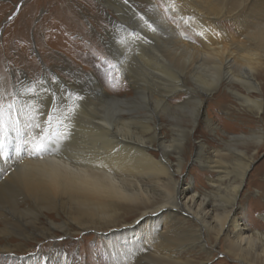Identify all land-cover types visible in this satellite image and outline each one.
Masks as SVG:
<instances>
[{
    "label": "bare ground",
    "instance_id": "obj_1",
    "mask_svg": "<svg viewBox=\"0 0 264 264\" xmlns=\"http://www.w3.org/2000/svg\"><path fill=\"white\" fill-rule=\"evenodd\" d=\"M113 1L110 5L117 11L127 7L134 15H139L138 7L146 2L145 9L170 38L164 54L144 56L142 43L131 35L133 27L113 21L115 28L107 33L111 42H106L125 79L142 94L143 85L128 65L135 58L129 55V61L124 62L116 55L133 43L130 47L138 52L136 57L142 56L143 68L158 73L155 77L164 82L169 76L173 87L154 90L153 103L137 105L132 98L106 93L96 78L88 75L92 92L89 98L77 93L80 98L76 102L77 89L72 83L59 75L52 82L44 75L35 84L36 102L25 109L18 97L17 108L23 106L24 111L8 114V119L15 116L19 123L16 131L9 128L5 154L0 155V235L5 241L0 252L15 254L37 237H56V229L63 235L91 229L100 233L110 264H201L184 259V254L192 250L211 254L220 242L238 262L264 264V232L242 220L244 213H237L244 180L253 153L264 140L263 132L257 129L250 135L222 138L220 148L197 136L200 123L217 134L215 120L205 115L204 98L222 86L235 98L225 104L226 111L234 106L249 113L253 121L262 119L264 98L258 77L264 75V0H166L169 9L175 11L180 5V14L191 16L203 49L178 37L155 2ZM224 16L239 24V38L217 25ZM120 32L126 37L118 43L115 39ZM179 91L185 93L187 102L171 101ZM56 92L61 96L56 106L65 112L68 109L65 125L59 116L62 111L53 104ZM63 93H68L65 102ZM185 107L191 109L183 112L184 119L168 121L171 137L166 138L156 110L176 112ZM38 134L43 135L47 150L32 155L25 141ZM235 142L245 147L232 146ZM249 143L254 147L251 155L246 146ZM190 148L194 149L195 164L206 170V189H196L192 176L183 177L184 154ZM231 161H235L234 180L228 178ZM51 215L58 216L60 222L57 224ZM261 218L264 222V213ZM10 236L19 243L8 241ZM61 251L54 246L48 254L39 252L19 261L69 264Z\"/></svg>",
    "mask_w": 264,
    "mask_h": 264
},
{
    "label": "rangeland",
    "instance_id": "obj_2",
    "mask_svg": "<svg viewBox=\"0 0 264 264\" xmlns=\"http://www.w3.org/2000/svg\"><path fill=\"white\" fill-rule=\"evenodd\" d=\"M111 1L113 0H0V92L4 95L3 102L5 104L12 102L13 97L8 93H16V99L19 97L22 105L27 109L28 105L36 102L34 101L35 84L40 82L44 75L52 82H55L57 80L56 76L59 75L67 82L72 83L77 89L74 93V97L77 98L76 102L79 101L80 95L89 98L92 92L89 88L92 84L88 78L86 79L88 75H93L106 93L132 98L137 105L143 102L153 103L154 90L167 91V89L173 87L169 76L166 77L168 81L165 79L166 82H164L163 78L160 80L155 77V74L158 75V73H151V71L143 68L142 56L137 55L136 57L138 52L130 47L133 43L126 48L127 50L121 48V53L116 55L124 62L126 60L128 62L131 57L135 58L128 65L143 85L142 94H137V90H134L130 82L125 79L120 65H118L119 63L109 51L106 42V40H109L108 44L111 42L110 38L107 37V33L115 28L112 25L113 21H124L133 27L131 35L136 37L134 41L142 43L141 55L144 56L154 57L156 54H164L163 48L168 45L170 38L167 37L169 34L166 35L167 33L158 27L156 17L149 13L148 9H145L146 2H142L143 5L138 7L140 8V10L138 9L139 15H134L133 11L130 12L127 7L117 11L110 5ZM134 1L138 2L139 0ZM151 1L156 3L159 13L177 31L178 37L188 39L197 47L199 46V49H203L201 39L194 33L190 22L191 16L180 14L183 13L182 6H175L176 10L174 11L169 9L166 0ZM113 2L115 3V1ZM246 19H249L248 16ZM217 23L229 36L237 34L236 39L240 37L236 33L239 32L240 26L233 17H221ZM126 33H118L120 36L118 40L115 37V40L120 43L122 38L126 37ZM262 71L264 72V68ZM26 80L30 82L26 83ZM258 80L262 85L261 97L264 98V75L258 77ZM154 85H157V87ZM33 88L34 91L27 90ZM220 90L225 91L227 94L218 96L217 92ZM81 92L82 94L79 96L76 95ZM178 93L171 98V101L176 104L187 102L185 93L181 91ZM63 94H65V102L68 99L66 98L68 93ZM56 95L55 99L52 98L53 104L61 110L56 106L60 104L61 96L58 95V92H56ZM234 100L235 98L225 90L224 86L214 91L210 97L204 98L205 115H210L209 117L213 121L215 120L217 134L208 132L205 126L200 123L197 127V136L206 140L210 146L223 147L222 138L228 139L238 135H250L252 131L257 129H260L264 134V114L262 119L256 122L253 121L249 113H243V111L235 109L234 106L230 111L224 109L226 103ZM68 103L72 104L71 102ZM73 107L71 106V108ZM188 109L186 107L183 111L176 109V112H170V110H159V112L158 109L156 110L159 118L164 123L162 132L166 138L171 137L169 123L184 119V114L187 113ZM61 111L59 116H61L60 118L65 125V121L69 118L68 109L66 112ZM168 121L170 122L168 123ZM47 137V140L50 141L48 135ZM191 142H194V140ZM232 146L236 148L245 147L238 142L233 143ZM246 146H248V154L251 155L254 147L251 143ZM192 151L194 149L190 148L184 154L183 177L188 179L192 176L193 186L196 189H206L208 188V179L205 176L206 170L195 164ZM234 163L235 161H231L229 164L232 168L228 177L230 180L236 178ZM239 199L241 206L237 213H244V217L241 219L247 221L253 229L264 232V222L261 218V214L264 213V140L253 153V162L247 172ZM51 219L57 221V224L61 220L54 215H51ZM54 232L56 237H37V240L29 241L24 250L15 251V254L9 255L0 252V264H21L19 259L28 258L39 252L48 254L54 246H58L63 250L60 254L64 255L66 260H69V264H110L100 233L91 229L64 235L57 229ZM1 237L2 235H0V249L5 242L4 238ZM8 241L17 244L20 240L10 236ZM183 257L184 259L191 258L193 263L199 262L201 264H250L249 262L242 263L233 259L232 256L226 253L221 242L213 246L211 254L192 250L185 253ZM29 264L35 263L31 262ZM44 264L53 263L50 260H45Z\"/></svg>",
    "mask_w": 264,
    "mask_h": 264
},
{
    "label": "snow or ice",
    "instance_id": "obj_3",
    "mask_svg": "<svg viewBox=\"0 0 264 264\" xmlns=\"http://www.w3.org/2000/svg\"><path fill=\"white\" fill-rule=\"evenodd\" d=\"M103 59V57H101ZM28 91H34L33 89H27ZM8 95H11L13 97L12 102L5 104L3 102L4 95L2 92H0V155L5 154L6 150V143L5 138L9 132V128H11L12 131L17 130V124L19 123V119L17 117H12L11 119H8V114L10 112H23V106H20L17 108V101H16V93H8ZM248 103H252L251 101H248ZM35 128L39 129L40 125L36 124ZM26 144L30 145V154L36 155L38 153L44 152L47 150V144L45 142V139L43 135H34L32 136V139L30 141L26 140Z\"/></svg>",
    "mask_w": 264,
    "mask_h": 264
}]
</instances>
